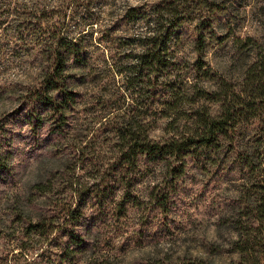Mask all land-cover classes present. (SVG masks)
<instances>
[{
	"label": "rangeland",
	"instance_id": "1",
	"mask_svg": "<svg viewBox=\"0 0 264 264\" xmlns=\"http://www.w3.org/2000/svg\"><path fill=\"white\" fill-rule=\"evenodd\" d=\"M73 1L64 12L62 0H0V157L12 151L9 161L14 167L0 173L1 223L7 224L18 208L33 219L54 213L57 203L67 202L78 179L85 198L79 204L94 218L97 235L107 242L103 251L117 255L118 263L140 264L154 255H192L209 264L237 260L239 254L231 246L238 235L236 221L245 220L253 204L248 203L249 179L228 156L214 157L201 168L190 160L177 182L178 202L168 203L167 212L148 202L151 186L161 177L160 163L147 166L130 201L118 203L122 188L111 191L108 186L119 156L111 133L115 114L133 115L136 106V95L125 88L115 70L141 52L142 38L152 33L154 8L161 0ZM200 4L177 37L169 40L172 58L190 64L200 30L211 73L239 83L256 58L254 43L264 45V0H201ZM49 30L55 31L54 39L64 40L62 44L78 45L85 62L68 58L79 94L64 135H50L47 127L32 131L19 111L20 94L47 63L38 44L52 33ZM153 82L150 74L146 97L151 109L157 106ZM106 117L112 119L105 121ZM256 126L255 122L242 125L240 137L250 138ZM151 134H163V120ZM77 143L87 146L83 164L73 156ZM36 183L44 190H38ZM2 229L6 232H0V264H62L54 239L41 244L43 254L35 240L28 255L13 254L19 249Z\"/></svg>",
	"mask_w": 264,
	"mask_h": 264
},
{
	"label": "trees",
	"instance_id": "2",
	"mask_svg": "<svg viewBox=\"0 0 264 264\" xmlns=\"http://www.w3.org/2000/svg\"><path fill=\"white\" fill-rule=\"evenodd\" d=\"M200 2L161 0L154 8L152 33L142 38L141 52L134 54L133 61L115 70L121 75L125 88L136 95L133 99L136 106L133 115L115 114L118 115L116 126H111V133L119 156L115 165L117 171L113 170L108 186L111 191L122 188L118 203L130 201L132 190L145 176L147 166L160 163L161 177L151 186L148 202L167 212L168 203L178 202L177 182L187 172L190 160H195L201 168L214 157L228 156L236 162L243 178L249 179L248 203L253 205L245 220L236 221L238 235L231 246L239 257L226 264H264V45L254 43L256 58L239 83L211 73L212 67L205 56V35L200 30L195 38V59L186 65L173 59L168 42L191 20V12ZM70 5H74L73 0H62L61 8L66 12ZM63 14L65 17L66 13ZM49 32L52 33L45 42L38 44L39 55L47 63L20 94L23 100L19 111L32 131L47 127L50 135H64L71 125V111L79 94L74 87L76 74L68 70L67 62L71 57L76 63H83V53L73 42L62 44L64 40L59 36L54 39V30ZM150 74L154 80L153 101L157 105L154 109L148 107L146 97ZM137 84H141L138 90L135 89ZM160 120H163V134L152 136L151 131ZM254 122L257 126L252 136L242 139V125ZM7 152L6 157H0L1 174L14 168L9 161L13 153ZM87 155V146L74 145L73 156L78 162L83 164ZM73 185L67 202L57 203L54 213L33 219L18 208L15 215L7 219V224L0 220V232H6L1 231L5 228L19 249L13 254L28 255L33 240L43 254L41 244L54 239L62 264H120L117 255L103 251L107 242L97 235L94 218L79 204L85 202L82 185L78 179ZM35 186L44 190L41 183ZM140 264L209 262L192 255H154Z\"/></svg>",
	"mask_w": 264,
	"mask_h": 264
}]
</instances>
